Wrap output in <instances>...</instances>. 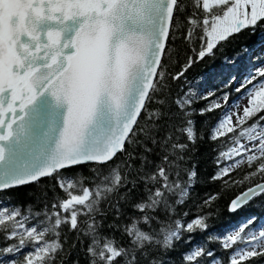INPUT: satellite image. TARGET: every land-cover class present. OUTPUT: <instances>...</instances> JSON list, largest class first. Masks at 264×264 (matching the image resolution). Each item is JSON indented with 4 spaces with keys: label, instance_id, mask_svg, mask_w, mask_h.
<instances>
[{
    "label": "snow or ice",
    "instance_id": "obj_1",
    "mask_svg": "<svg viewBox=\"0 0 264 264\" xmlns=\"http://www.w3.org/2000/svg\"><path fill=\"white\" fill-rule=\"evenodd\" d=\"M257 30L264 0H0V264L264 261V219L216 233L217 192L184 208L198 139L218 145L208 179L238 189L228 213L264 199V59L232 102L231 80L187 79Z\"/></svg>",
    "mask_w": 264,
    "mask_h": 264
},
{
    "label": "trees",
    "instance_id": "obj_2",
    "mask_svg": "<svg viewBox=\"0 0 264 264\" xmlns=\"http://www.w3.org/2000/svg\"><path fill=\"white\" fill-rule=\"evenodd\" d=\"M264 45V34L259 30L255 34L243 33L240 37L230 40L216 52L214 57L205 59L202 63H197L188 72L187 79L191 86L201 92L207 91L219 92L223 87L222 82L231 80L225 91L229 92V102L235 101L240 96V93L234 91L236 82L247 73L251 64H256L257 60L264 59V48L261 52L260 46ZM178 47L182 49V45L178 42ZM246 50V51H245ZM257 50L256 56L249 60L252 51ZM226 58L231 59V63L226 62ZM204 101H194L193 107L198 108L204 105ZM219 110L212 113H206L204 116H194L196 121V131L199 137L202 133L206 135V130L201 128L202 123L211 124L215 122ZM218 145L212 144L205 140L203 143L197 140V153L193 157L196 165L197 178L195 180V188L192 190L188 203L184 208L189 211V218L195 209L192 207L194 201L202 198L206 193L217 192L218 199L212 205L213 219L209 223L213 226V231L223 233L225 230H230L246 215H254L264 219V199H256L241 212L228 213L226 204L228 200L238 191L233 188L231 191H220V185L208 179L209 175L214 171V148ZM30 189L22 188L16 193H13L12 203H22V193L28 192ZM39 207V206H37ZM197 240L200 236L197 235ZM183 246H181L182 248ZM178 249L177 251H179ZM175 255V253L173 254ZM255 264H264V261H256Z\"/></svg>",
    "mask_w": 264,
    "mask_h": 264
},
{
    "label": "rangeland",
    "instance_id": "obj_3",
    "mask_svg": "<svg viewBox=\"0 0 264 264\" xmlns=\"http://www.w3.org/2000/svg\"><path fill=\"white\" fill-rule=\"evenodd\" d=\"M260 48L261 49L259 50V52H261L263 50L264 46H260ZM256 53H257V50H255V51L253 50L251 52L250 56H249V60H251V58L255 57L256 56ZM243 78L244 77L242 76L240 79L237 80L235 87H237L239 85V83L243 80Z\"/></svg>",
    "mask_w": 264,
    "mask_h": 264
},
{
    "label": "flooded vegetation",
    "instance_id": "obj_4",
    "mask_svg": "<svg viewBox=\"0 0 264 264\" xmlns=\"http://www.w3.org/2000/svg\"><path fill=\"white\" fill-rule=\"evenodd\" d=\"M244 33H246V32H244ZM242 34H243V33H241V34L237 35V36H236V37H234L233 39L240 37Z\"/></svg>",
    "mask_w": 264,
    "mask_h": 264
},
{
    "label": "bare ground",
    "instance_id": "obj_5",
    "mask_svg": "<svg viewBox=\"0 0 264 264\" xmlns=\"http://www.w3.org/2000/svg\"><path fill=\"white\" fill-rule=\"evenodd\" d=\"M262 46H264V45H262Z\"/></svg>",
    "mask_w": 264,
    "mask_h": 264
}]
</instances>
